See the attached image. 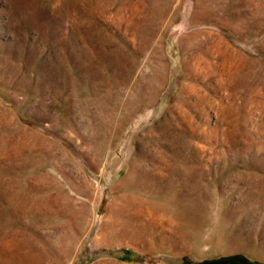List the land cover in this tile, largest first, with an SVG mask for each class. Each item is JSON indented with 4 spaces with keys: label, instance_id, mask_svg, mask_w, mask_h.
<instances>
[{
    "label": "rangeland",
    "instance_id": "rangeland-1",
    "mask_svg": "<svg viewBox=\"0 0 264 264\" xmlns=\"http://www.w3.org/2000/svg\"><path fill=\"white\" fill-rule=\"evenodd\" d=\"M0 264H264V0H0Z\"/></svg>",
    "mask_w": 264,
    "mask_h": 264
}]
</instances>
